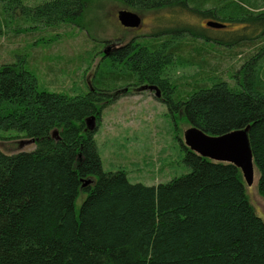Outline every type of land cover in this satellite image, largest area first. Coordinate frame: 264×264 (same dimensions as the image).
<instances>
[{
  "label": "trees",
  "instance_id": "trees-1",
  "mask_svg": "<svg viewBox=\"0 0 264 264\" xmlns=\"http://www.w3.org/2000/svg\"><path fill=\"white\" fill-rule=\"evenodd\" d=\"M3 1L44 25L84 26L95 4ZM118 1L150 16L149 31L87 53L85 61L100 56L82 85L48 90L26 55L0 63V129L35 141L30 151H0V264H264V219L241 170L192 151L176 125L181 114L213 136L247 127L264 197V0ZM180 67L196 70L172 75ZM142 85L159 91L186 168L152 185L104 171L97 125L87 126L122 89Z\"/></svg>",
  "mask_w": 264,
  "mask_h": 264
},
{
  "label": "rangeland",
  "instance_id": "rangeland-1",
  "mask_svg": "<svg viewBox=\"0 0 264 264\" xmlns=\"http://www.w3.org/2000/svg\"><path fill=\"white\" fill-rule=\"evenodd\" d=\"M93 6L85 15L84 26L44 25L23 21L18 8L12 9L0 0V63L26 55L36 68L40 84L42 82L48 90L69 91L74 85L89 81L100 54L85 61L87 53L90 55L93 49L104 51L135 34L147 33L152 20L118 0H95ZM119 10L139 14L140 26L134 30L122 27L117 18ZM192 21L197 22L196 19ZM232 28L237 26L227 27ZM195 70L194 67H180L171 72L182 77L192 75ZM155 93L153 88L144 85L122 89L118 98L105 108L98 124L96 121L90 124L92 128L97 125L94 139L104 171L123 169L130 182L148 185L167 181L186 171L172 119ZM176 121L178 135L183 141L184 132L191 126L181 114ZM34 148L35 141L23 133L0 129V151L13 154ZM257 180L258 173L254 169V181L251 185L245 183V189L250 202L264 219V197L257 190ZM84 197L83 193L78 196L76 208Z\"/></svg>",
  "mask_w": 264,
  "mask_h": 264
},
{
  "label": "water",
  "instance_id": "water-1",
  "mask_svg": "<svg viewBox=\"0 0 264 264\" xmlns=\"http://www.w3.org/2000/svg\"><path fill=\"white\" fill-rule=\"evenodd\" d=\"M117 18L124 27L137 28L141 24V17L136 12L130 10H119ZM207 25L215 28H221L223 23L209 20ZM111 46H108L104 53H108ZM155 90V96H159V91L155 86L144 85ZM94 121L91 116L87 119V126ZM184 144L200 156L210 158L214 161L228 162L236 165L242 172L244 181L251 185L254 181V164L252 153L250 151L247 139V127L243 129L232 130L221 135H208L199 128L191 126L184 132ZM88 181H86L87 183Z\"/></svg>",
  "mask_w": 264,
  "mask_h": 264
},
{
  "label": "flooded vegetation",
  "instance_id": "flooded-vegetation-1",
  "mask_svg": "<svg viewBox=\"0 0 264 264\" xmlns=\"http://www.w3.org/2000/svg\"><path fill=\"white\" fill-rule=\"evenodd\" d=\"M120 23V22H119ZM122 26V25H121ZM122 27H124V26H122ZM125 29H127V30H134V29H136V28H132V27H124ZM141 34H135V35H133L132 37H130L129 39H127L126 41H124V42H121V43H119V44H115V45H111L112 46V48L113 49H116L118 46H120L121 44H123V43H125V42H128V41H131L133 38H135V37H139Z\"/></svg>",
  "mask_w": 264,
  "mask_h": 264
}]
</instances>
